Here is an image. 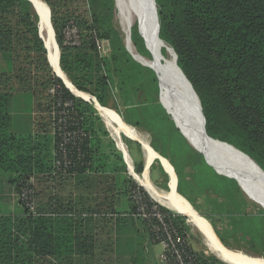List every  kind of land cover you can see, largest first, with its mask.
Returning a JSON list of instances; mask_svg holds the SVG:
<instances>
[{
  "label": "trees",
  "instance_id": "1",
  "mask_svg": "<svg viewBox=\"0 0 264 264\" xmlns=\"http://www.w3.org/2000/svg\"><path fill=\"white\" fill-rule=\"evenodd\" d=\"M43 1L50 9L59 43V66L72 86L93 95L106 110L109 109L107 94L116 93L119 100L116 107L124 108L123 121L136 128L144 127L150 133L151 159L156 157L153 150L162 156L161 162L167 164L174 175L173 191L200 213L201 208L194 203L191 191L185 190V182L188 181L191 188L196 184L201 190L226 191L229 207L222 212L228 219L226 228L230 232L249 228L257 254L264 255V210L236 211L233 205L241 196L238 183L217 174L204 156L189 145L170 114L161 111V116L157 117L153 113V109L158 108L156 105L161 103L158 79L152 69L135 61L124 48L120 33L111 23L115 1L86 0L96 16L95 22L102 16L107 20V26L101 28L99 34L98 31L95 33L110 41L112 52L109 57H101L93 36L85 37L82 31L79 47L64 46L62 30L70 19H65L59 28L53 15L61 2L68 0ZM155 1L159 36L175 51L177 64L192 86L194 82L182 48L186 46L190 53L193 48L187 35L189 30L184 29L182 22L207 47L213 78L222 92V106L226 110L223 119L230 120L228 127H224L226 131L219 128L218 124H225L223 119L202 101L208 135L235 146L264 170V0ZM37 21L30 1L0 0V176L6 175L15 191L30 177H54V159L63 143L54 124L60 117L59 111L64 109L68 129L78 131L64 145L75 163L71 171L76 173L55 176L72 178L84 192L83 196L76 200L72 197L65 205L57 201L51 203L47 212H41L37 206L36 215L30 214L20 201L21 213L0 214V264H87L93 256V252L88 253L93 237L78 228L79 223L85 221L79 218L80 213L98 212L103 205L100 200H105V194L115 190L125 179L132 213L137 208L131 198L133 192L143 195L148 205L154 202L126 175L120 153L103 151L102 136L96 127L101 125V119L94 105L72 95L52 72L46 48L38 34ZM131 37L137 51L147 55L139 33L133 30ZM51 89L55 92L51 93ZM14 93H27L33 97L38 113L47 115L49 127L45 128L42 123L40 133L26 136L13 133L9 106ZM43 98L47 102H42ZM66 101L72 103L69 108H63ZM48 128L50 134L45 130ZM163 158L169 159L173 166L177 184L174 172ZM156 165L152 164L151 169ZM161 166L159 172L166 181L167 169ZM142 171L143 163L139 162L135 172L141 174ZM229 183H232L230 189L227 188ZM158 208L185 238L188 227L185 217L162 206ZM219 238L227 245L222 237ZM187 251L193 254L194 264H198L199 259L190 246Z\"/></svg>",
  "mask_w": 264,
  "mask_h": 264
},
{
  "label": "rangeland",
  "instance_id": "2",
  "mask_svg": "<svg viewBox=\"0 0 264 264\" xmlns=\"http://www.w3.org/2000/svg\"><path fill=\"white\" fill-rule=\"evenodd\" d=\"M35 13H36V11H35ZM65 19H70V20L72 19L75 22H77L81 31L84 33L85 37L86 36H91V37L93 36L97 50H98V53L101 57H109L110 56V54L112 52L110 41H108L105 38H99V36L97 37L96 33H95V31L96 32L98 31V34H99V31L101 30V28H105L107 26V20H105V16H102L98 22H95L94 19H96V16H93V9L91 10V6L88 2H86V0H68L65 2H61L60 6L56 8V13L53 15V20L57 24V27L60 28L61 25L64 23ZM50 20H51V16H50ZM111 23L114 26V28L120 33L122 43H123L124 48H125V34L122 31L121 26L119 24L116 9H115V12L113 15V19L111 20ZM182 25H183L185 30H186V28L189 30L188 32L190 34H187V35H188V39L191 41L190 47L193 48L192 53L189 52V48H187L186 46L183 47L182 49H183L184 54H185L184 55L185 62L187 64H189L191 77H192V80L194 82V84H193L194 90L196 91L197 95L199 96L202 108H203L202 101H206V107H208V109H210L213 112H217L219 114V117L223 119V117H225V114H226L225 111L226 110L222 106L223 97L221 94L222 92H221L220 86H219L218 82L213 78V76H214L213 70H212L213 66H212L210 60L207 58V47L200 40L197 39L194 31L189 29L188 26L186 25V23L182 22ZM37 27H38V21H37ZM133 30H136L138 32V29L135 26L132 28V31ZM38 34H39V32H38ZM54 34H55V31H54ZM42 39L43 38H41V40ZM131 40H132V37H131ZM142 40H143V38H142ZM55 41H56L58 48H59V43L57 41L56 35H55ZM42 42H43V40H42ZM143 46H144L145 51L147 53V55H144V56L150 57L151 54L148 51V49L145 47L144 40H143ZM134 47H135V45H134ZM135 49L137 50L136 47H135ZM59 54H60V48H59ZM46 55H47V50H46ZM52 72H53V70H52ZM89 95H90V93H89ZM90 96L94 97L93 95H90ZM106 101H107V105H108L107 108L111 109V110H109V109H107V110L110 111L115 116V118L117 120L124 122L122 119V115L124 114V108H122L121 106L116 107L118 104V101H119L117 94L116 93L107 94ZM42 102H47V100L43 98ZM91 103L93 104L92 101H91ZM97 103L99 104L98 101H97ZM36 105L37 104L35 101V105L33 108L32 97L27 93L15 94L12 97L11 102H10V106H9V113L11 116L10 130L13 133H15L17 135H21V136H26L30 133H33V134L40 133L42 123L45 124V128L49 127L48 120H47L48 117H46L47 115L45 113L39 114L38 113L39 111H37ZM156 106L158 108L153 109V113L157 117L161 116V111L162 112L164 111L165 113H167L166 109L163 107V105L161 103H160V106L159 105H156ZM32 109L34 110V115L32 116L34 119L33 129H32V120H31ZM95 109H97V108H95ZM95 111H96L97 116L101 119V125L97 124L96 127L99 129V134L102 136V144H103L102 149H103V151H105L106 153H108L109 151H116L117 153H120V155L122 156V159H124V154L121 152V150L118 147V144H116L117 142L112 137L110 131L107 129L106 124H105L104 120L102 119L101 115L98 113L97 110H95ZM42 118H44V119H42ZM223 121L225 124H223V122H222L221 125L218 124L217 126L221 129H223L224 131H226L227 128H224V127H228L230 120L228 118H224ZM136 129L144 137H146V139L148 140L149 145H150V142H151L150 133L144 127L142 129L141 128H136ZM45 130H46V132H48L50 134L49 128L45 129ZM126 135L128 136L130 134H126ZM126 135L123 134L121 136V140H122L128 154L130 156L131 163H132V166L134 168L133 170L135 171V167L139 162L143 163V170H144L146 155H145V151H144L143 146L140 145L137 141L127 137ZM154 152L157 155V158H156V160L153 161V164L154 165L158 164V165H156V168H153V169L150 168L149 178H150L151 182L156 187H158L162 190H175L174 189L175 179H174L173 173L170 171L167 164H164L161 162L162 156L158 152H156V151H154ZM149 157L151 159L150 153H149ZM163 159L169 163V161H168L169 159H165V158H163ZM124 160H123V162H124ZM151 161H152V159H151ZM162 164L164 165V167L168 171V172L166 171V176H167L166 181L164 180V178L160 174L159 168H158ZM169 165L171 167V170L175 174V171H174L171 163H169ZM142 173H143V171H142ZM142 173L139 175H142ZM217 174H219V173H217ZM219 175L221 177H224L227 179H232V178L227 177V176L222 175V174H219ZM128 177L133 180V182L143 191L142 193H144L146 196H148L152 202H154L158 207L162 206L159 203H157L156 201H154L147 194L145 189L142 188L140 186V184L137 183L130 175ZM6 178H7L6 175L0 176V213L6 214V213L10 212L13 214H17V211H21V208H20L19 203L16 202V200H12L11 199L12 197H10L9 194H7L5 188L9 185L10 186H12V185L7 182ZM175 178H176V184H177L176 174H175ZM124 179H125V177H124ZM71 182L72 181L69 178L64 179L63 177L62 178L56 177L55 175H54V177H42V178L37 177V178H34V185H35V191H36V196H37L38 209L41 212H47L48 209L52 206L51 203H53L55 201L65 205L64 203H67L70 200V198L73 197V194H72V186L73 185ZM229 184L230 185L227 188L230 189L232 187V183H229ZM168 185H170V186H168ZM184 186H185V190L187 192L191 191L192 199H193L194 203H196V205H198L201 208L202 213L197 211L194 207L193 208L209 223L210 227L213 229L214 234L216 235V238L224 246L225 249H227L228 251H231L233 253H237V254H239L241 252L242 254H245V255L250 256V257H264V255L257 254L258 249L255 247V244L253 242L254 238L251 235L252 231L249 228H245L242 230H232L231 232L226 228L227 226L225 225V223L228 221V219L222 215V212H224L225 209H227L229 207V201L227 200V197L225 196L226 191L223 192L224 190H222L221 192H216L213 189L201 190L200 187L197 186L196 184L194 185V188L193 187L191 188V187H189L191 185L188 181L185 182ZM127 187H128V183L126 182V179H125L124 183H120V186H119L120 189H118L119 192L122 191L119 194H122L124 196V198H122L123 199L122 202H124V199L127 200L126 198H128V200H129V195L126 192ZM240 189H241V196L237 197L238 203H235L233 205V208L236 211L241 210V212H242V211L246 210L249 212H254V211L257 212L259 209L264 210L263 207H261L258 203L253 201L251 198H249V196L245 193V191L241 187H240ZM13 198L15 199V197H13ZM232 201H234V200H232ZM244 202H246V203H244ZM188 203L191 205L190 202H188ZM162 207H164V206H162ZM164 208H166V207H164ZM166 209H168V208H166ZM19 213H21V212H19ZM172 213H174V212H172ZM181 216H184V215H181ZM184 217H185V221L188 225L185 238H186L187 243L189 244L190 248L192 249V251H194L196 253V255L199 259L198 264H229V263L223 262L219 256H217L216 254L212 253L209 250V248L205 244L203 236L199 233V231L194 226H192L191 224L188 223L187 217L186 216H184ZM215 228L217 229V231ZM217 232L219 233V236L224 239V242L227 245H224L220 241V238H219ZM128 245H129L130 249L132 247V250H134V252H137L136 248H138V239H130L128 241Z\"/></svg>",
  "mask_w": 264,
  "mask_h": 264
},
{
  "label": "bare ground",
  "instance_id": "3",
  "mask_svg": "<svg viewBox=\"0 0 264 264\" xmlns=\"http://www.w3.org/2000/svg\"><path fill=\"white\" fill-rule=\"evenodd\" d=\"M38 8V12L41 14L43 28L41 36L45 43H48L47 46V56L53 66L54 71H56L65 81L69 89L76 95L84 97L85 99H90L88 93H84L76 90L70 81L67 79L66 75L61 70L59 64H57V47L55 39L53 38L52 28L48 22V10L43 0H33ZM117 18L121 26L122 31L126 37V44L132 53V55L138 59L140 62L151 66L156 70L159 77L162 81H171L174 80L178 84H182L183 81L180 77V73L174 66V54L170 46L164 42H161L156 34L155 20L154 16H151L150 9H147L145 4L140 0H117ZM145 12L148 15H145ZM134 25L138 26L141 34L143 35L145 45L150 52L151 56L146 57L140 54L134 47L132 43L127 40L128 34L132 31ZM49 41V42H47ZM186 88L187 84L185 82ZM163 96L162 100L168 111L172 116L178 121V110L176 106L172 105L169 100L168 94L162 87ZM196 102V99H194ZM195 111L199 115L198 105H195ZM97 111L104 120L107 129L110 131L112 137L115 139L118 144L119 149L124 154L125 161L129 166L130 173L138 181L140 185L147 190L150 197L159 203L160 205L168 208L174 213H181L187 217L188 223L194 226L199 233L203 236L206 246L209 250L221 257L224 261L229 264H264V257H250L242 253H233L224 248V246L218 241L216 235L211 229L209 223L193 209V207L184 199H182L175 191L173 190H162L156 187L150 180L148 170L145 169L142 175L135 173L132 169V163L130 156L121 140L123 134H130L135 141L139 142L145 151L146 155V164H149V149L150 145L146 137H144L135 127L119 121L115 116L108 110L104 109L101 105L96 104ZM198 131L201 135L199 140L192 137L190 139L192 142L197 144L201 151L205 152L208 160L213 164L217 170L225 173L232 172L226 165V162L223 160L236 161L239 165L245 166L241 162V157L239 154L231 148L224 147L219 144L211 143L204 138L201 125L198 123ZM127 136V135H126ZM130 137V136H128ZM131 138V137H130ZM200 144H199V143ZM151 151V149H150ZM130 153V152H129ZM241 180H239L243 188L246 190L249 196L256 199L261 207L264 208V190H255L253 184H249L248 180L241 176L237 175ZM142 187V186H141ZM142 187V188H143Z\"/></svg>",
  "mask_w": 264,
  "mask_h": 264
},
{
  "label": "crops",
  "instance_id": "4",
  "mask_svg": "<svg viewBox=\"0 0 264 264\" xmlns=\"http://www.w3.org/2000/svg\"><path fill=\"white\" fill-rule=\"evenodd\" d=\"M32 104L34 108L35 99L33 97ZM33 115L34 110L32 109L31 117ZM31 120L33 129V117ZM131 139L134 140L133 137H131ZM124 163L127 170L126 175L129 176L128 164L125 160ZM63 178L66 179L67 177ZM69 179L72 181L71 183L73 185V199L76 200V197L79 198L83 196L84 190L83 187L76 186L72 178ZM118 189L120 188L117 187L115 190L106 193V199L100 200V202H103V205H100L98 209L99 213L95 211L94 213L85 211L79 215V218L85 221L79 219L81 222L78 228L81 232L87 233L93 237L88 248V253L93 252V256L89 257L87 264H161L162 246L151 241L146 221L131 212V201L128 200V198H126L127 200L124 199V202H122L124 196L119 194L122 191L120 190L121 192H119ZM5 190L7 194L12 197V200H16V202L19 201L15 189L12 186H7ZM90 190L92 191V189ZM13 197H15V199ZM71 199L72 197L69 201H71ZM111 211H115V213H111ZM19 212L20 211H17V214H19ZM130 239H138L137 252H134L132 247L130 249L128 245Z\"/></svg>",
  "mask_w": 264,
  "mask_h": 264
},
{
  "label": "water",
  "instance_id": "5",
  "mask_svg": "<svg viewBox=\"0 0 264 264\" xmlns=\"http://www.w3.org/2000/svg\"><path fill=\"white\" fill-rule=\"evenodd\" d=\"M28 1L31 2L34 10L36 11V13L38 15V32H39L40 38H42L41 32H42V28H43V23H42L41 14L38 12V8H37L36 3L33 0H28ZM114 1H115V8L117 10L118 9L117 0H114ZM140 1L143 2V4H145L147 9H150L151 16H154V20H155L156 34H157L159 40L161 42L165 43V41L162 40L160 38V36H159L160 23H159V18H158L156 1L155 0H140ZM45 5H46V9L48 10V22L50 23V26L52 28L53 38L55 39L54 30H53V27H52V24H51V20H50V16H51L50 9H49V7L47 6L46 3H45ZM145 15H148V13L145 12ZM138 32L141 35V37L143 38V35L141 34L140 29H138ZM127 40L130 43H132L131 32L128 34ZM143 40H144V38H143ZM47 42H49V41H47ZM43 44H44V46H45V48L47 50L48 43H45V41H43ZM56 47H57V64H59V48H58L57 43H56ZM145 47H146V45H145ZM125 49L135 61H137L138 63H140L143 66L149 67L150 69H152L154 71V73H155V75H156V77L158 79V84H159V101L161 102L163 107L166 109L167 113L171 115V117H172V119H173V121L175 123L176 128L179 129L180 133L185 137V139L188 141V143L197 152L201 153L204 156L205 160L209 163V165H211L213 167V169L217 173L225 175L227 177H230V178L234 179L238 183V185L245 191V193L247 195H248V193L243 188L242 183L239 181L241 179L239 178V176H237L239 174H241V176L245 177L248 180L249 184H253V186L255 187V190H257V191L258 190H264V170L250 156H248L247 154H245L243 151L239 150L235 146H233V145H231V144H229L227 142L215 139V138H213V137L208 135V133L206 131V120H205V116L203 114V110H202L200 99H199L197 93L195 92L191 82L188 80L186 75L183 73L181 68L178 66V64H177V55H176L175 51L173 50V48H171V49H172L173 54H174V66L178 70V72L180 73L179 75H180V77H181V79L183 81V83L181 85L176 83L174 80H171L170 82L168 80L167 81H162L161 78L159 77L158 73L156 72V70L154 68H152L151 66H148V65L140 62L138 59H136L132 55V53L130 52V50H129L127 44H126V37H125ZM47 59H48L49 65L52 68V70L55 73V75L62 81L64 86L71 92L72 95H74L75 97L84 99V100H86V101H88L90 103L92 101L93 104H94V107L97 108L96 104H98V103H97V101H96V99L94 97L90 96V99H85L84 97L76 96L69 89V87L66 85L65 81L63 80V78L56 71H54L53 66H52L48 56H47ZM185 82H186L187 87L189 88V90L186 88ZM163 86H164V88H165V90H166V92L168 94L170 102L172 103V105L176 106V108L178 110V117H179L178 121L172 116V114L168 111V109L166 108V106L163 103V100H162V96H163L162 87ZM194 99H196V102H195ZM195 105H198L199 115L195 111V107H196ZM198 123L201 125V131H202V134H203L205 139H207L211 143L219 144V145H222V146L227 147V148H231L234 151H236L239 154V157H241V162L245 166L239 165L236 161L223 160L224 162H226V165H229L228 168L232 172L225 173V172H221V171L217 170V168L213 164L210 163V161L208 160L205 152L201 151L200 148L197 146V144L192 142V140L190 139V137H192L194 140H196L195 138H197L198 140H199V138H201V135L199 134V131H198ZM198 140H196V141H198ZM156 158H157V155H156V157L153 158V160L149 164H146V161H145L144 170L147 169L148 172H149V167H150V165L152 164V162ZM124 159H125V157H124ZM162 167H163V165H162ZM127 168H128V171H129V175L138 183V181L135 179V177H133L132 174L130 173V170H129L128 166H127ZM132 169H133V167H132ZM140 186L143 187V185H140ZM168 186H170V185H168ZM145 191L147 192L146 189H145ZM147 194L149 195L148 192H147ZM249 198H251L253 201L258 203V201L256 199L252 198L251 196H249ZM176 214L183 215L181 213H176ZM221 260L223 262H226L222 258H221Z\"/></svg>",
  "mask_w": 264,
  "mask_h": 264
},
{
  "label": "built area",
  "instance_id": "6",
  "mask_svg": "<svg viewBox=\"0 0 264 264\" xmlns=\"http://www.w3.org/2000/svg\"><path fill=\"white\" fill-rule=\"evenodd\" d=\"M63 45L69 48H76L81 45L82 35L78 25L69 20L66 22L62 30ZM51 93L55 90L51 89ZM72 105L70 101L63 103V108H69ZM67 111H59L60 117L55 122L54 126L63 141L59 145L57 155L55 156L53 167L55 175H70L76 172L71 171L74 168L73 161L69 158L64 145L76 134L78 131L69 130L65 120ZM70 171V172H68ZM18 200L22 206L32 215L37 214V196L34 185V178L30 177L26 184L20 186L15 191ZM131 198L137 206L135 214L146 221L150 238L153 243H158L162 246L163 252L161 254V264H194L193 254L187 251L189 244L186 238H183L177 229L172 225L171 221L165 218V215L159 210L154 203L148 205L143 199V195L139 192H133Z\"/></svg>",
  "mask_w": 264,
  "mask_h": 264
}]
</instances>
